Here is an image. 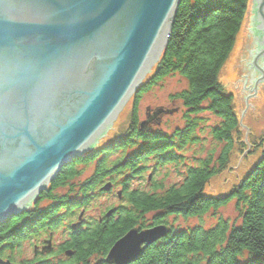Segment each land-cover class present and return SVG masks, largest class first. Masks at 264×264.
Masks as SVG:
<instances>
[{"label":"trees","instance_id":"16d2710c","mask_svg":"<svg viewBox=\"0 0 264 264\" xmlns=\"http://www.w3.org/2000/svg\"><path fill=\"white\" fill-rule=\"evenodd\" d=\"M250 1H181L161 60L131 103L128 128L64 167L32 209L0 224V258L15 264H107L112 247L133 229L169 226L170 217H203L236 202L240 225L221 217L209 229L170 226L133 264H264V137L249 127L250 143L263 150L261 158L227 194L205 195L207 185L230 169L233 156L248 148L235 96L220 75L244 28ZM175 74L187 82L171 96L184 108L183 124L165 130L141 121L143 95ZM192 148L195 152L188 155ZM92 164L91 175L76 182L80 167ZM172 175L176 179L169 181ZM107 184L110 189L103 190ZM114 195L119 206L111 215L82 216L79 222L87 227L73 228L77 211L86 212L99 198ZM69 218L68 239L55 251L52 246L42 257L17 261L14 252L25 241L57 231Z\"/></svg>","mask_w":264,"mask_h":264},{"label":"water","instance_id":"95a60500","mask_svg":"<svg viewBox=\"0 0 264 264\" xmlns=\"http://www.w3.org/2000/svg\"><path fill=\"white\" fill-rule=\"evenodd\" d=\"M181 1L0 0V224L128 128L134 93L160 62ZM251 32L242 83L256 90L264 87V0H254ZM169 232L133 229L104 262L133 264Z\"/></svg>","mask_w":264,"mask_h":264},{"label":"rangeland","instance_id":"374dc122","mask_svg":"<svg viewBox=\"0 0 264 264\" xmlns=\"http://www.w3.org/2000/svg\"><path fill=\"white\" fill-rule=\"evenodd\" d=\"M253 3L254 0H251L244 28L239 34L235 49L229 61L223 67L220 75V81L224 87L229 93L235 96L236 105L240 114L241 129L244 132V141L248 145V148L241 156L235 154L232 158L230 169L225 171L221 176L214 178L210 184L207 185L205 189L206 196L216 197L227 194L235 184L244 178L248 171L253 168V166L262 156L263 150L260 148H253V146H256H252L250 143L251 131L249 127L252 128L253 134L260 138L264 137V87L256 90H248L242 83V71L247 62L251 48L250 40L252 33L250 29ZM186 87L187 82L185 78L179 74L171 75L165 78L151 91L143 95L139 108L140 120L143 122L146 121L145 123L147 124H154V126L158 127L160 126L165 130L170 126L171 128H174L177 125L179 126V123L182 125L184 108L181 102L173 101L171 96L176 95ZM138 92L134 93L133 99ZM155 117L158 119V121L154 123V121L151 120ZM194 150H196V148H192L190 151H188V155H191L193 152H195ZM254 150L255 152H251ZM116 158L118 157H113L114 160ZM93 169L94 164L91 166L88 165L87 167L81 166L80 170H82V175L76 182L79 180H86L91 175ZM175 179L176 177L172 175L170 176L169 181H174ZM59 191L61 193H65L67 189H60ZM47 204V202H43L40 207L45 208ZM118 206V199L116 198V195L111 197L107 196L105 198L101 197L97 200V202L92 204L86 212L79 210L75 214V218L73 217L71 219L75 220L78 216L79 218L83 216L86 219H92L94 217L99 218V216H101L104 212H106L107 215L110 212L112 214V209L117 208ZM221 217L229 219L231 224L233 223L235 225H240L241 218L239 212L236 210V202H232L226 207L217 211L211 210V212L204 215L203 217L189 219H185L183 217H170L168 218L169 226L167 227L171 229L170 226H173L175 230L179 231H187L189 228L194 226H200L205 229H209L214 227ZM68 220H70V218L66 219L55 232L41 234L40 236L34 237L31 240L25 241L21 247H19L18 250L14 252V257L17 259V261L24 259L34 260L36 257L44 256L46 253L45 249H50L52 246L53 251H55L60 244L68 239V232L66 231L67 227L69 226ZM248 255L249 253H246L247 257ZM0 259L5 262L10 261L6 260V258ZM92 261L93 263L96 262L94 260Z\"/></svg>","mask_w":264,"mask_h":264},{"label":"flooded vegetation","instance_id":"af4514ba","mask_svg":"<svg viewBox=\"0 0 264 264\" xmlns=\"http://www.w3.org/2000/svg\"><path fill=\"white\" fill-rule=\"evenodd\" d=\"M79 216L76 218V221L74 222V223H72V225H76V224H79L77 227H76V229L77 228H79L80 226H84L83 228H86L87 227V224L85 223V222H83L82 224H80V222H79ZM84 224V225H83ZM51 247V246H50Z\"/></svg>","mask_w":264,"mask_h":264},{"label":"bare ground","instance_id":"6f19581e","mask_svg":"<svg viewBox=\"0 0 264 264\" xmlns=\"http://www.w3.org/2000/svg\"><path fill=\"white\" fill-rule=\"evenodd\" d=\"M251 30V29H250ZM252 33V32H251Z\"/></svg>","mask_w":264,"mask_h":264}]
</instances>
